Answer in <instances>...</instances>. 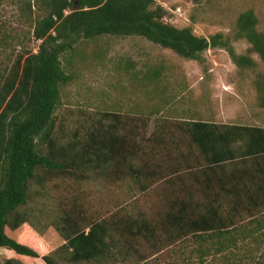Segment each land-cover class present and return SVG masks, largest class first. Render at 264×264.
I'll return each mask as SVG.
<instances>
[{"label":"trees","instance_id":"obj_1","mask_svg":"<svg viewBox=\"0 0 264 264\" xmlns=\"http://www.w3.org/2000/svg\"><path fill=\"white\" fill-rule=\"evenodd\" d=\"M158 1L34 0L28 5L38 14L32 27L37 50L0 65V264H55L20 235L29 223L22 208L30 200V183L41 187L49 179L89 170L112 180L135 177L130 190L148 194L152 185L171 183L170 175L177 174L171 149L188 150L193 163L187 177L198 200L191 184L183 183L184 199L169 198L167 209L153 218L140 211L110 225L65 212L56 220L54 238L64 263L111 264L119 257L122 264H264V128L175 120L172 127L156 125L150 135L157 147L147 149L163 151L145 153L151 142L144 136L146 121L99 112L82 137L79 130L66 134L57 123L60 87L72 79L60 57L82 41L138 37L197 62L209 49H224L246 69L254 61L231 44L244 40L264 63V28L252 10L239 14L231 35L205 38L191 27L165 22Z\"/></svg>","mask_w":264,"mask_h":264},{"label":"rangeland","instance_id":"obj_2","mask_svg":"<svg viewBox=\"0 0 264 264\" xmlns=\"http://www.w3.org/2000/svg\"><path fill=\"white\" fill-rule=\"evenodd\" d=\"M157 3L166 11L165 22L177 28L191 27L199 37L231 35L237 17L247 10L255 13L260 28H264V0ZM33 4L34 0H0V65L10 66L24 51L36 52L38 43L32 39V27L38 14L34 7L28 9ZM231 44L237 54L250 55L254 66L238 68L229 54L218 48L207 50L201 62L187 61L138 37L103 36L79 42L72 52L60 57L63 70L72 79L60 87L57 123L66 134L79 130L82 137L96 113L116 112L146 121L144 136L150 141L155 139L150 135L156 125L172 127L175 120L264 128V63L249 52L246 41L231 40ZM151 147H157L156 143L151 141L145 149ZM170 152L177 174L170 175L171 183L152 185L148 194L130 190L135 181L127 176L112 180L89 170L74 171V177L49 179L41 187L30 183V200L22 208L29 213V223L20 230L22 239L42 251L51 244L49 256L55 264H66L54 241L56 220L65 212L94 223L107 220L112 225V219L132 217L140 211L153 218L167 209L169 198L186 196L185 184H191L188 187L193 188L198 200L196 185L187 177L180 159L186 155ZM167 164L165 161L164 168ZM111 264L122 262L118 257ZM128 264L137 263L130 260Z\"/></svg>","mask_w":264,"mask_h":264},{"label":"crops","instance_id":"obj_3","mask_svg":"<svg viewBox=\"0 0 264 264\" xmlns=\"http://www.w3.org/2000/svg\"><path fill=\"white\" fill-rule=\"evenodd\" d=\"M171 150H173V151H175V152H177V154H183V155H186V157L184 158V160L182 159V158H180L181 159V161H182V163H183V167L185 168V170L186 171H188V167L193 163L192 162V159L190 158V160H187V158H189L188 156H187V154H188V150L186 149V152L185 153H183L182 151H183V149H182V151L180 150V149H171ZM142 151H144L145 153H150V152H153V151H158V152H162L163 150L162 149H142ZM179 152V153H178ZM152 160V159H151ZM165 161H167V159H165ZM130 178L131 179H135V177H132V176H130ZM23 229V228H22ZM21 229V230H22ZM51 244H49V246L46 248V249H44L43 251L45 252V253H47V254H51L52 252H53V250H51Z\"/></svg>","mask_w":264,"mask_h":264}]
</instances>
